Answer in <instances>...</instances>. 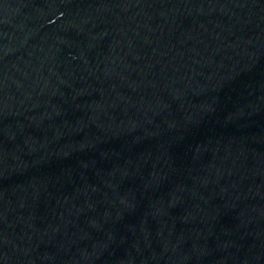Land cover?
Masks as SVG:
<instances>
[{"label":"water","instance_id":"obj_1","mask_svg":"<svg viewBox=\"0 0 264 264\" xmlns=\"http://www.w3.org/2000/svg\"><path fill=\"white\" fill-rule=\"evenodd\" d=\"M0 264H264V0H0Z\"/></svg>","mask_w":264,"mask_h":264}]
</instances>
